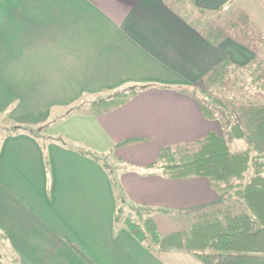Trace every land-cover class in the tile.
<instances>
[{
    "label": "crops",
    "instance_id": "1",
    "mask_svg": "<svg viewBox=\"0 0 264 264\" xmlns=\"http://www.w3.org/2000/svg\"><path fill=\"white\" fill-rule=\"evenodd\" d=\"M251 55L232 38L210 43L164 0H0V116H27L11 132L0 127L9 250L8 260L0 250V264H204L189 250L140 241L118 212L129 206L138 217L140 208L166 234L190 228L216 203L207 178L147 166L161 147L219 129L188 90L225 56L243 63ZM132 83L149 86L99 114L75 108ZM95 152L110 155L109 165ZM57 232L74 235L76 251Z\"/></svg>",
    "mask_w": 264,
    "mask_h": 264
},
{
    "label": "trees",
    "instance_id": "2",
    "mask_svg": "<svg viewBox=\"0 0 264 264\" xmlns=\"http://www.w3.org/2000/svg\"><path fill=\"white\" fill-rule=\"evenodd\" d=\"M164 1L210 43L218 45L232 38L251 49L253 56L243 63L225 56L208 70L198 87L187 89L203 116L218 121L222 128L161 147L157 160L147 166L168 177L207 178L218 194L216 203L199 210L186 230L161 234L152 215L140 213V208L138 217L129 213L124 224L140 241L189 250L204 264H264V31L256 27L240 0L214 9L196 0ZM147 86L132 83L75 108L99 114ZM94 157L105 162L110 155L95 152ZM120 214L122 210L118 218ZM2 257L8 260L7 254Z\"/></svg>",
    "mask_w": 264,
    "mask_h": 264
},
{
    "label": "rangeland",
    "instance_id": "3",
    "mask_svg": "<svg viewBox=\"0 0 264 264\" xmlns=\"http://www.w3.org/2000/svg\"><path fill=\"white\" fill-rule=\"evenodd\" d=\"M242 3H243V5L245 6V7H243L249 14H250V16H251V18L254 20V22H255V24H256V27L259 29V30H262V31H264V0H242ZM258 31V30H257ZM258 32H260V31H258ZM264 53V52H263ZM251 57H252V55H251ZM250 57V58H251ZM249 59V56H247V57H243V60H245V59ZM247 59V60H248ZM221 95H219L220 97H222V95H223V93H220ZM91 96H89V95H87V97L86 98H83V101H84V103H90L91 101V99L92 98H90ZM82 102V101H81ZM83 103V102H82ZM2 115L0 116V127L2 128V129H5L6 128V132H11L10 130H15L14 128H12L13 126H14V123L15 124H22L21 122H20V120L22 121V120H27L26 118H27V116L26 115H23V114H21V113H18V114H16V116H15V118L14 119H12V118H9V114L8 113H1ZM6 116L8 117V118H6ZM48 122H52V123H54V122H56V120L55 119H51V120H49ZM30 126V125H29ZM27 127V125H23V127H27V128H30V127ZM43 126H45L44 124H43ZM3 127H5V128H3ZM22 127V128H23ZM40 128V127H39ZM222 127H221V125H220V127H219V129H217L218 131L221 129ZM23 129H25V128H23ZM9 130V131H8ZM55 138H57V139H60L61 138V136H54ZM66 142H68V143H70L69 141H66ZM234 146H236V147H241L242 146V144L241 143H235L234 144ZM7 153H5V155H6ZM108 161L110 162V160L108 159ZM4 165V161L2 162V164H1V166L0 167H2ZM8 165V164H7ZM7 165H5V166H3V169H6V167H7ZM26 168H28V167H26ZM7 170V169H6ZM25 179H28V178H25ZM28 181H30L29 179H28ZM35 200H37V199H35ZM36 204V203H35ZM37 205V204H36ZM104 205L106 206L107 205V201H106V204L104 203ZM41 207H43L44 209H47V210H52L53 208H55V206L53 207V208H47V206H46V204L44 203V202H42V206ZM134 212V209H132L131 207H127L126 209L125 208H123V210H122V217H126V215H127V213H130V214H132ZM143 214H145V212L143 213ZM146 216L148 215V214H145ZM60 227H61V225H60ZM62 228V227H61ZM55 229H58V226H56L55 227ZM157 229H158V231L161 233V232H164V230H165V227H164V225L163 226H158L157 227ZM6 235L8 236V234L6 233V231H4V230H2V229H0V249H1V252L2 253H9V250L7 249V247H6V242H3V240H4V238H6ZM56 235H58V237L60 238V239H62V240H64L66 243H68L69 245H72V247L74 248V250L76 251V243H79V241L76 239V237L74 236V235H72V234H69V233H63V232H57L56 233ZM5 241V240H4ZM6 241H7V239H6ZM8 243H10V241L8 240ZM147 243V242H146ZM78 249V248H77ZM77 251H79V250H77ZM15 252V254H16V250H15V248L12 246V244H11V250H10V253H14ZM14 256V255H13ZM17 258H19V256H16ZM15 257V258H16ZM4 261V260H3ZM5 262V261H4ZM11 263H13V261H12V259H11ZM16 263H18V261H16ZM2 264H9V263H2Z\"/></svg>",
    "mask_w": 264,
    "mask_h": 264
}]
</instances>
